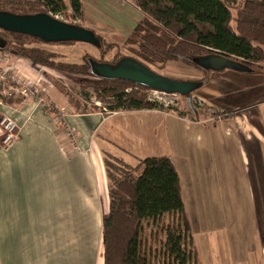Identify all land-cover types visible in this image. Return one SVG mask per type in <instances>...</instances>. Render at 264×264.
Returning a JSON list of instances; mask_svg holds the SVG:
<instances>
[{"label":"crops","instance_id":"1","mask_svg":"<svg viewBox=\"0 0 264 264\" xmlns=\"http://www.w3.org/2000/svg\"><path fill=\"white\" fill-rule=\"evenodd\" d=\"M83 2L85 11L87 0ZM8 65L18 75L36 78L37 69L31 62L2 53L0 66ZM204 71L207 73L201 80L205 82L195 93L213 110H221L218 119L212 117L218 122L221 139L226 141L220 154L230 141L235 150L232 152L241 154L245 173L253 171L247 178L264 188V68L245 71L226 66ZM14 105L18 110L12 113L8 108ZM5 110L12 113L22 130L7 150L0 146V264H104L102 220L110 209L101 149L106 142L134 161L165 155L172 158L180 175L190 228L187 203L203 199L207 209L212 205L203 191L209 174L203 157L205 131L196 136L195 144L182 135L181 126V121H186L188 128L201 131L211 122L208 114L197 109L192 110L194 115L161 109L118 110L106 115L77 111L65 121L57 119L62 125L60 133L61 125L55 124V117L32 100L0 105V112ZM172 115L175 117L170 124ZM67 127L77 128L82 152L68 143ZM172 128L177 134V147ZM182 155L185 161L181 163ZM251 163L253 169H248ZM209 186L213 184L209 182ZM219 187L223 191L221 180ZM32 204L43 212L44 216L38 218L44 223L36 224L32 215L24 217ZM22 206L24 211H16ZM19 221H23L21 226ZM47 221L59 226L47 229ZM191 234L199 263L207 264L204 242L198 233Z\"/></svg>","mask_w":264,"mask_h":264},{"label":"trees","instance_id":"2","mask_svg":"<svg viewBox=\"0 0 264 264\" xmlns=\"http://www.w3.org/2000/svg\"><path fill=\"white\" fill-rule=\"evenodd\" d=\"M142 13L128 42L141 62L162 66L169 61L193 63L197 59L222 56L254 71L264 66V0H127ZM73 12L83 14L82 0H69ZM67 9L66 0H0V11L17 15L39 13L54 15ZM66 13V12H65ZM71 23V22H70ZM75 24V23H74ZM98 42L90 44L107 49L110 43L94 29ZM32 40V42H30ZM42 40L0 27V51L23 58L34 66L46 65L92 77L82 82L93 85L111 110L161 109L152 100L151 88L120 78H105L95 73L93 63H118L89 57L83 64L58 62L56 55L33 44ZM44 41V40H43ZM66 46L86 43L78 40L55 42ZM10 51L11 53H9ZM80 69H76V68ZM205 82V81H204ZM1 86V85H0ZM1 90V87H0ZM112 101H110V98ZM0 98H5L0 91ZM109 98V99H108ZM13 102L11 99L7 100ZM80 113L79 101L75 103ZM191 107L194 104L191 100ZM102 146L110 197L109 212L103 215L104 264H154L159 254L144 241L145 221L165 214L176 216L166 229L164 251L159 264H200L191 228L185 213L180 175L170 156L139 159L129 163L122 149L108 142ZM108 148V149H107ZM128 159V158H127ZM188 243V244H187ZM193 247V248H188Z\"/></svg>","mask_w":264,"mask_h":264},{"label":"rangeland","instance_id":"3","mask_svg":"<svg viewBox=\"0 0 264 264\" xmlns=\"http://www.w3.org/2000/svg\"><path fill=\"white\" fill-rule=\"evenodd\" d=\"M66 2L67 9L63 13L55 15L52 12L50 13L66 22L94 29L100 36L103 35L110 42L106 43L107 49H98L88 43L66 46L43 40L37 43L33 41L34 45L52 51L56 55V60L60 63L70 62L81 65L87 62L91 56L103 61H113L117 56L123 55L138 58L133 51V48L136 47L128 42L131 31L142 17V13L138 8L135 6L134 8L127 0H87L83 14L76 13L73 18V16L68 15V13L71 14L73 12L70 2L69 0H66ZM82 3L84 4L83 0ZM8 52L11 53L10 51ZM1 54L2 51H0ZM150 66L161 75L179 81H198V79H204L207 73L193 63L182 62L181 60L169 61L162 66ZM35 67L38 72H36V78L30 79L25 75H18L10 65L0 66V72L5 74L3 75L5 83L0 80L1 90H3V85H12L10 81V76L12 75H16L17 79L24 85H20L14 97H5L7 100L27 102L30 100L31 94H35L34 97L44 98V101L39 106L55 117L56 125H61L57 123L58 112L63 110L65 117L70 116L78 111L75 106L78 101L87 112L99 111L101 114L106 115L118 111L111 110L110 102L102 101L98 97L93 85L82 82L85 79H92L87 74L60 70L40 64ZM212 72L210 71L209 75ZM24 87L27 91L29 90V96L21 92ZM153 91L150 89L149 94L155 97L156 101L171 114L179 111L181 113L189 112L194 115L192 110L197 109L199 112L211 116L209 117L211 122L207 123V128L203 126L204 128L201 131H197L195 128H188L189 124L186 121H181V126L183 127L182 135L188 138L189 142L192 138L191 140L196 144V136L204 131L206 135L203 157L206 159V169L209 174L205 176L204 181L207 180V182L203 186V191L206 192L207 198L209 197L212 205H208L210 208L207 209L203 199L200 203L189 201L187 203V211L191 219V231L198 233L199 238L204 242L205 249H207V264H264V188L259 187L257 182L255 183L247 178V176L251 178L253 171L246 170L245 173V167L242 166L241 162V154L237 155L232 152L234 148L230 141H227V150L220 154V149L223 148L226 141L221 139L218 122L212 120V117L218 119V114H220L221 110H213L202 97L196 96L195 91L191 94L194 104L193 108L190 107L189 98L185 95L165 92L154 93ZM196 91H200V89ZM111 99L113 98H110V101H112ZM2 100L4 103L0 102V105H9L7 100L4 98ZM8 109L14 113V111L18 110V107L14 105ZM12 113H9L8 110L2 111L0 112V119L4 116L3 114H6L13 118L19 125V129L22 130V125L11 115ZM77 113L80 112L78 111ZM173 117L175 116L172 115L170 117V124L173 123ZM74 129L78 147L76 150L77 152H82L78 143L77 128L75 127ZM172 130L177 147V134L173 128ZM59 132H62V125ZM62 135L64 134L62 133ZM62 150L65 153L64 147H62ZM120 156H123L129 163H136L132 158L127 159L123 154ZM179 161H185L184 155L179 158ZM250 168L253 169L252 163L248 166V169ZM220 180L223 185V191L219 187ZM209 182L213 186H209ZM220 197L222 198L221 202ZM24 207L22 206L16 211H24ZM27 208L29 211L24 214V217L32 215V217L37 219L38 223L36 224L44 223L43 220L38 218L44 215L43 212H40L41 209H37L36 204L27 206ZM175 218L176 216L174 215L165 214L160 216V218L148 219L144 223L145 244L149 247L152 246L154 252L157 250L159 254L154 260V264H159L160 261H163L161 254L164 251L165 231L174 224ZM23 221H19L18 226H21ZM52 226L47 221V229H53V227H58L59 225ZM44 228H46V224H44ZM38 236L39 234L35 230L34 239L37 240ZM90 248L93 249L92 245Z\"/></svg>","mask_w":264,"mask_h":264},{"label":"water","instance_id":"4","mask_svg":"<svg viewBox=\"0 0 264 264\" xmlns=\"http://www.w3.org/2000/svg\"><path fill=\"white\" fill-rule=\"evenodd\" d=\"M0 27L38 37L47 42L74 40L90 44L98 42V39L89 29L47 13L17 15L0 11ZM196 62H199L198 64L205 69H223L226 66L241 68L240 65L222 56H206L197 59ZM93 67L95 73L101 77L127 79L148 86L155 91L185 95L189 98L190 104L191 94L204 83L203 80L179 81L163 76L153 70L150 65L131 56H125L115 64L93 63Z\"/></svg>","mask_w":264,"mask_h":264},{"label":"built area","instance_id":"5","mask_svg":"<svg viewBox=\"0 0 264 264\" xmlns=\"http://www.w3.org/2000/svg\"><path fill=\"white\" fill-rule=\"evenodd\" d=\"M7 74V73H6ZM4 73L0 72V80L5 83L3 80ZM10 76V75H9ZM10 81L12 82V85L8 84L7 86L3 85L2 95L8 98H12L15 96L16 92H18L20 85L22 83L17 79L16 75L10 76ZM24 86V85H22ZM22 93H25L26 96H29V90L24 87L21 91ZM154 93H157L159 91H153ZM35 94H31L30 100L34 101L38 107H40V103L44 101V98L41 97H34ZM152 100H156L155 97H152ZM0 102L4 103L2 98H0ZM65 114L63 110H60L57 114V119L59 121H65L66 117L63 115ZM4 116L0 119V145L3 149L7 150L10 146L13 145L14 142L18 139V136L20 135L21 130L19 129V125L15 122V120L11 117H9L6 114H3ZM2 116V115H1ZM74 127H67L65 129L66 133V139L68 143H70L73 148L76 150L77 142L76 138L74 136ZM77 151V150H76Z\"/></svg>","mask_w":264,"mask_h":264}]
</instances>
